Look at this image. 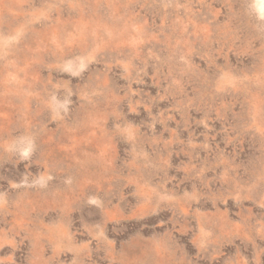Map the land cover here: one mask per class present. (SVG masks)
I'll return each mask as SVG.
<instances>
[{"label":"rangeland","instance_id":"1","mask_svg":"<svg viewBox=\"0 0 264 264\" xmlns=\"http://www.w3.org/2000/svg\"><path fill=\"white\" fill-rule=\"evenodd\" d=\"M0 264H264V0H0Z\"/></svg>","mask_w":264,"mask_h":264}]
</instances>
